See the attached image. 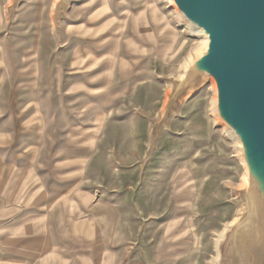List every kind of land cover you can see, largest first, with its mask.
<instances>
[{"label": "rangeland", "instance_id": "1", "mask_svg": "<svg viewBox=\"0 0 264 264\" xmlns=\"http://www.w3.org/2000/svg\"><path fill=\"white\" fill-rule=\"evenodd\" d=\"M197 28L175 0H0V264H264Z\"/></svg>", "mask_w": 264, "mask_h": 264}, {"label": "water", "instance_id": "2", "mask_svg": "<svg viewBox=\"0 0 264 264\" xmlns=\"http://www.w3.org/2000/svg\"><path fill=\"white\" fill-rule=\"evenodd\" d=\"M175 2L209 35L196 66L217 82L219 110L246 148L253 181L251 158L259 155L264 165V0Z\"/></svg>", "mask_w": 264, "mask_h": 264}, {"label": "bare ground", "instance_id": "3", "mask_svg": "<svg viewBox=\"0 0 264 264\" xmlns=\"http://www.w3.org/2000/svg\"><path fill=\"white\" fill-rule=\"evenodd\" d=\"M197 33L199 34H203L205 35L204 37H202V46H205L206 45V39L209 40V43H210V39H209V35L208 33L205 32V30L202 28V27H199L197 28L196 30ZM207 35V36H206ZM214 105H215V102H214ZM231 131V130H230ZM246 131V130H245ZM233 132V131H231ZM247 133V132H246ZM236 134V133H235ZM247 135L249 136V134L247 133ZM237 140V139H236ZM238 141V140H237ZM251 167L253 169V177H254V180L252 181V184H251V194L249 195L250 198V202L252 201L251 203V211L253 210L252 209V204L254 203V206L257 208V209H263L264 210V201H263V198H264V165H263V162L261 161L259 155H256L255 157H252L251 158ZM244 182L246 183V181L244 180ZM243 182V183H244ZM246 187V186H245ZM252 198V199H251ZM263 201V202H262ZM262 229V228H261ZM261 229L258 227V232L259 236H262V231ZM249 231V230H248ZM245 234V236L243 234L240 233V231H235V233L233 234L234 238H235V241L236 243L239 245V246H243L245 245V242L247 240V238L250 236V232H248ZM246 232V231H245ZM264 233V232H263ZM232 234V233H231ZM264 236V235H263ZM263 236L261 239H263ZM229 238V237H228ZM259 238V237H258ZM231 239V238H230ZM244 248V247H243ZM247 248V247H246ZM237 250V249H236ZM230 251V250H229ZM233 254V253H232ZM230 258V257H229ZM227 259V258H225Z\"/></svg>", "mask_w": 264, "mask_h": 264}]
</instances>
